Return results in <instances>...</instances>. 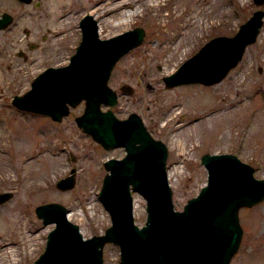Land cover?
<instances>
[{
  "label": "rangeland",
  "instance_id": "rangeland-1",
  "mask_svg": "<svg viewBox=\"0 0 264 264\" xmlns=\"http://www.w3.org/2000/svg\"><path fill=\"white\" fill-rule=\"evenodd\" d=\"M131 1L134 7L115 5L107 13L113 0H0V14L12 15L0 27V190L13 191L0 202V264H30L43 249L53 222L43 223L35 213L38 202H63L84 236L102 232L110 223L98 196L106 171L102 160L121 155L124 147L104 148L76 124L74 114L82 110L83 101L60 120L11 102L37 71L68 61L85 12L101 23L100 36L134 25L145 29L143 39L116 59L108 83L118 93L116 114L137 111L153 135L167 144V173L176 170L168 175L175 207L181 208L205 183L207 170L200 161L205 150L232 151L253 165L254 175L264 177V16L255 40L221 79L166 85L162 78L212 35L234 33L264 1ZM122 7L136 11L127 25L109 31ZM58 11V18H67L55 30L49 16ZM71 166L76 168L73 186L57 187L55 180ZM132 194L139 198L133 214L140 225L146 200L137 190ZM238 214L242 234L230 264H264V197L241 205ZM102 256L105 264H122L116 242L106 241Z\"/></svg>",
  "mask_w": 264,
  "mask_h": 264
},
{
  "label": "water",
  "instance_id": "water-1",
  "mask_svg": "<svg viewBox=\"0 0 264 264\" xmlns=\"http://www.w3.org/2000/svg\"><path fill=\"white\" fill-rule=\"evenodd\" d=\"M254 1L261 4L264 0ZM263 16L264 7L257 6L234 33L206 39L174 70L162 75L165 84L221 79L241 58L247 43L255 40ZM11 19V13L2 11L0 27ZM79 25L81 37L69 60L40 69L24 91L12 95L11 102L59 120L70 105L83 99L84 106L74 117L76 124L104 147L123 145L125 151L104 160L106 171L98 196L110 223L102 232L84 236L63 202L36 203L34 211L42 222L54 224L30 264H105L102 247L106 241L118 243L122 264H230L242 234L238 209L264 197V177L254 175L253 165L232 151L205 150L200 154L207 170L205 183L181 208L175 207L167 177V144L149 132L137 111L120 117L112 107L118 98L108 83L111 69L120 55L143 39L144 27L134 25L100 36L91 12L81 15ZM120 87L131 91L128 84ZM75 171L71 166L55 180L56 186H73ZM132 190L146 200V216L140 225L134 220ZM12 192L0 190V202Z\"/></svg>",
  "mask_w": 264,
  "mask_h": 264
},
{
  "label": "bare ground",
  "instance_id": "bare-ground-1",
  "mask_svg": "<svg viewBox=\"0 0 264 264\" xmlns=\"http://www.w3.org/2000/svg\"><path fill=\"white\" fill-rule=\"evenodd\" d=\"M114 1V3L108 8V9H106L105 10V12H107L108 13V11H112V9H114L115 8V5H122V6H128V5H132V7H134V3L131 1V0H113ZM135 2V1H134ZM60 4V3H59ZM151 4H154V2H151ZM55 8V7H54ZM121 10V12H120V14H119V16H117V18H115V19H112V21H111V24H112V28L111 29H109V31H111L112 29L114 30V29H118V28H120V27H122V26H124L125 24L127 25V23H126V20L128 19V17L132 14V13H135V11L136 10H126L125 8H121L120 9ZM53 12V11H52ZM51 13V12H50ZM62 13V12H61ZM52 15H50L49 16V18H50V22H52L51 24H57L56 26H52L51 28H55V30H58L57 29V27H60V26H62V22L63 21H65L66 20V18L67 17H65V19H60V18H58L57 16L58 15H60V11H58V12H54V13H51ZM56 17H57V19H56ZM48 20V19H47ZM46 20V21H47ZM49 21V20H48ZM97 23H98V30L99 31H101L102 30V26H101V23L100 22H98V20H97ZM47 30V29H46ZM169 70V69H168ZM176 170H172V171H170L169 173H167V175H170V174H172L173 172H175ZM139 198H137V197H134L133 196V202H134V205H133V207L134 208H136V206L139 204V200H138ZM139 206V205H138ZM68 213H70V211H68ZM69 215V214H68ZM70 216V215H69ZM16 220V219H15Z\"/></svg>",
  "mask_w": 264,
  "mask_h": 264
},
{
  "label": "flooded vegetation",
  "instance_id": "flooded-vegetation-1",
  "mask_svg": "<svg viewBox=\"0 0 264 264\" xmlns=\"http://www.w3.org/2000/svg\"><path fill=\"white\" fill-rule=\"evenodd\" d=\"M19 52H21V50H19ZM81 101H83V103H84V100H80L79 102H81ZM79 102H78V103H79ZM71 106H74V105H70V106H69V110H70V107H71ZM78 113H79V112H78ZM76 114H77V113L74 114V117H75ZM65 115H66V114H65ZM62 117H63V116H62ZM146 127H147V129L149 130V132H151V133L153 134L151 128H149L147 125H146ZM100 144H101V143H100ZM101 145H102V144H101ZM102 146H103V145H102ZM103 147H104V146H103ZM104 148H106V147H104ZM104 159H105V158H104ZM104 159H103V160H104ZM103 160H102V164H103Z\"/></svg>",
  "mask_w": 264,
  "mask_h": 264
}]
</instances>
